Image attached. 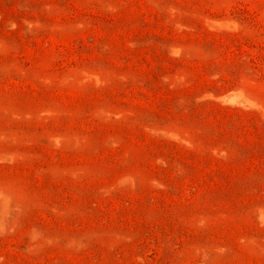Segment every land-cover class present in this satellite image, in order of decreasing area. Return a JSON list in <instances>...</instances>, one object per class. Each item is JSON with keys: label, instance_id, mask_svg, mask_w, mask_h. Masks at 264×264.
<instances>
[{"label": "rangeland", "instance_id": "obj_1", "mask_svg": "<svg viewBox=\"0 0 264 264\" xmlns=\"http://www.w3.org/2000/svg\"><path fill=\"white\" fill-rule=\"evenodd\" d=\"M0 264H264V0H0Z\"/></svg>", "mask_w": 264, "mask_h": 264}]
</instances>
